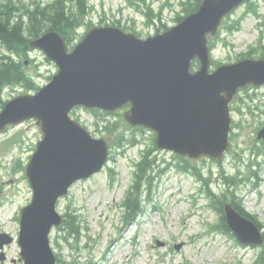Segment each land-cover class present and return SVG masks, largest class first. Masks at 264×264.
Segmentation results:
<instances>
[{"label": "rangeland", "instance_id": "obj_1", "mask_svg": "<svg viewBox=\"0 0 264 264\" xmlns=\"http://www.w3.org/2000/svg\"><path fill=\"white\" fill-rule=\"evenodd\" d=\"M29 1L0 0V3L13 7ZM88 1L92 9L86 21L91 20L93 26L119 21L120 27L130 31L133 28L142 38L165 31L162 24L170 28L177 23L176 14H183L180 0ZM251 1L250 7L259 17L246 10L247 2L232 10L221 23L211 48L215 64L238 61L239 54L249 49H253L251 58L264 52V0ZM148 6L151 20L143 13ZM239 18L240 29L226 30L228 23ZM90 28L86 24L78 26L70 46L77 44ZM26 57V69L37 88L48 83L58 70L39 49L31 48ZM214 68L212 65L210 70ZM36 90L5 87L1 99L4 103ZM230 107L236 125L229 137L230 148L222 160L217 162L204 155L185 157L199 177L175 168L176 162L184 163L174 153L152 150L153 131L136 130L119 114L100 116L84 108L72 110L71 117L85 126L91 136L106 138L111 144L121 135L127 142L109 145L106 166L75 182L67 195L56 202L57 212L71 213L79 230L77 236L65 241L64 230L51 229L49 243L56 264H254L263 243L246 246L232 235L214 230L220 225V215L208 206L205 195L207 189L218 195L225 192L227 196L233 190L243 210L252 213L264 231V142L256 137L258 128L264 124V86L243 88ZM105 126L112 130L108 132ZM41 137L35 119L0 132V233L12 237L3 248L5 257L0 264H22L17 243L19 217L32 192L24 172ZM144 150L152 151L157 164L147 191L149 200L144 201L140 216L124 220L121 201L133 182L134 162ZM223 177L232 185L224 184Z\"/></svg>", "mask_w": 264, "mask_h": 264}, {"label": "water", "instance_id": "obj_2", "mask_svg": "<svg viewBox=\"0 0 264 264\" xmlns=\"http://www.w3.org/2000/svg\"><path fill=\"white\" fill-rule=\"evenodd\" d=\"M243 2L201 0L178 24L147 38L100 26L88 30L71 50L56 30L31 39L28 46L44 51L58 71L35 93L12 98L0 110V131L34 118L42 131L25 171L32 199L19 219L23 264H55L49 234L62 222L55 203L75 181L90 177L106 162L107 140L91 136L73 120L72 108L113 112L129 103L125 119L152 128L157 147L191 158L221 159L230 145L229 103L238 88L264 85L262 58H243L209 71L207 34L214 35L227 12ZM195 58L200 66L191 72ZM257 137L264 140V126ZM224 211L241 243H261L254 222L228 203ZM11 241L0 233V249ZM4 257L0 252V260Z\"/></svg>", "mask_w": 264, "mask_h": 264}, {"label": "trees", "instance_id": "obj_3", "mask_svg": "<svg viewBox=\"0 0 264 264\" xmlns=\"http://www.w3.org/2000/svg\"><path fill=\"white\" fill-rule=\"evenodd\" d=\"M200 0H181L182 11L184 14H188L193 10L197 9ZM250 6V4L248 5ZM92 9L91 4L88 0H50L47 2H41L33 0L29 4L21 3L20 5L11 7L9 4H0V106H3V100L1 95L5 87L9 86H23L27 89H37V86L32 79V75L28 73L26 69V64L24 59L27 58V53L30 51V46L28 43L31 39L40 37L43 32L48 30H56L60 33L65 41L68 44L69 48L71 42L75 39L76 29L78 26L83 24L88 27H92L91 20L86 21L90 10ZM248 10V9H247ZM151 7H147L146 12H143L147 19L151 20L149 16ZM254 12V10H252ZM256 13V12H254ZM153 17V16H152ZM182 16L177 15L176 20L179 21ZM154 18V17H153ZM240 20H234L228 23L225 26L226 30L234 31L238 30ZM120 22L117 21L115 24L120 26ZM162 27L167 29L164 24ZM159 28L157 29V31ZM132 32H136L133 28ZM137 33V32H136ZM139 34V33H138ZM217 38V36H215ZM213 43L211 42V45ZM2 48V50H1ZM259 57L264 58V52H259ZM253 50L241 53V57H252ZM46 60H49L46 58ZM30 64L33 59H29ZM196 62V61H195ZM213 63H215L213 61ZM197 65L196 63L194 66ZM50 78V76H48ZM89 112L94 113L95 115H115L119 114L122 116L119 111L115 113L100 112L96 109L89 110ZM107 131L110 132L112 129H109L107 126ZM136 130L142 129L141 126L136 127ZM154 134L152 139V150L155 149L154 145ZM129 141V140H128ZM127 142V139H124L123 136H116L113 140L114 146L122 145ZM113 143H109L112 145ZM151 150H144L141 153V158L134 162V171L132 184L127 190L126 195L122 201L124 211L123 216L125 220L135 219L143 210V201L148 200L149 186L153 173L156 170V158L152 155ZM179 160H182L184 164L180 161L176 162L174 167H177L179 170L191 173L195 177H199V172L195 169H191L189 166L188 159L178 156ZM223 183L227 186L232 184L226 180V177H223ZM227 196L226 193L221 195L215 194L207 189L206 198L210 201V206L216 212L219 213V226L216 227L219 231L224 234L232 235L227 223H225V214H224V203H231L235 211H238L240 214L246 218H250L257 227L260 229L262 227L261 222L259 223L255 216L247 213L241 207L240 202L236 199V195L233 190L229 192ZM62 224L60 229L64 230L65 234L63 238L65 241L69 237H74L78 235V225L75 221L74 216L71 213H65L62 215ZM263 239H264V232ZM234 237V235H232ZM259 257V264H264V249L261 250Z\"/></svg>", "mask_w": 264, "mask_h": 264}]
</instances>
